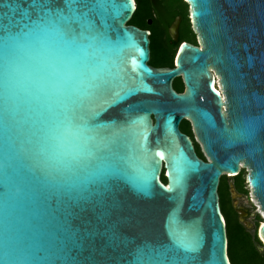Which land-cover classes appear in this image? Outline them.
Segmentation results:
<instances>
[{"label":"water","instance_id":"water-1","mask_svg":"<svg viewBox=\"0 0 264 264\" xmlns=\"http://www.w3.org/2000/svg\"><path fill=\"white\" fill-rule=\"evenodd\" d=\"M185 1L203 49L156 70L134 0H0V264H151L178 244L231 264L220 179L246 171L264 213V0ZM29 63L63 65L70 90L31 96ZM69 142L77 176L53 181Z\"/></svg>","mask_w":264,"mask_h":264},{"label":"flooded vegetation","instance_id":"flooded-vegetation-1","mask_svg":"<svg viewBox=\"0 0 264 264\" xmlns=\"http://www.w3.org/2000/svg\"><path fill=\"white\" fill-rule=\"evenodd\" d=\"M134 2L136 5V12L134 16L140 14L142 17L141 23H145L149 29L129 24L130 22L126 24V26H134L142 31L150 32V60L148 65L151 68L156 70L176 69V61L179 50L181 45L184 43H187L200 50L203 49L199 35L196 33L193 27L190 17V6L185 0H143L144 4L142 6L139 0H134ZM134 16L132 18H134ZM175 23H178L179 27L177 31L171 32L172 26ZM210 72L214 77L213 89L220 94L221 87L219 78L216 75V71L211 67ZM171 84L177 94L185 93L186 87L183 81V75L174 77ZM185 122L186 120L180 124L181 132L192 140L196 154L199 149L202 152L201 146L193 132L191 123V129L189 133H187L184 128V125L186 124ZM231 183H233L237 193L233 198V204L236 211L240 213L241 211L238 210L237 205L239 203L241 204L245 200L246 195L243 192L236 190L233 180L228 182L229 188Z\"/></svg>","mask_w":264,"mask_h":264},{"label":"trees","instance_id":"trees-1","mask_svg":"<svg viewBox=\"0 0 264 264\" xmlns=\"http://www.w3.org/2000/svg\"><path fill=\"white\" fill-rule=\"evenodd\" d=\"M139 2L141 6L144 4L143 0H139ZM141 19L142 17L140 16V14L135 15L134 18L131 19L129 24L143 27L145 29H149V27L146 26L145 23H141ZM185 123L186 124L184 125V128L186 132L189 133L191 129L190 123L187 121ZM197 154L201 159L206 161V158L200 149L197 151ZM161 179L164 183L167 182L164 173L162 174ZM228 179L229 178L226 176L220 179V186L218 189V193L220 196L221 211L224 215L227 226V236L229 242L228 255L231 264H264V246L262 245L261 241L258 238V230L256 231L255 229L254 231L251 230L246 231L245 229L242 228L241 231H238L236 210L232 206L225 204V202L223 203L224 205L221 204V198L225 197V189L223 188L225 183L229 189V185L227 182ZM224 180L225 183H223ZM232 180L234 181L236 190L243 192L245 195H248V190H247L248 184L246 182V177L244 175V172H241L240 175L233 178ZM260 221H261L260 217L257 216L256 222L259 223ZM237 236H240L241 238H237ZM245 237L247 240H245Z\"/></svg>","mask_w":264,"mask_h":264},{"label":"snow or ice","instance_id":"snow-or-ice-1","mask_svg":"<svg viewBox=\"0 0 264 264\" xmlns=\"http://www.w3.org/2000/svg\"><path fill=\"white\" fill-rule=\"evenodd\" d=\"M32 3L34 12L55 7V0H32ZM29 67L31 79L25 80L23 88L31 96L47 100L49 96L57 94L61 89L70 90L63 65L51 68L47 65L29 63ZM181 247H184L183 253H181ZM171 252L172 255L152 256L151 264H188L191 260L189 249L183 245L178 244Z\"/></svg>","mask_w":264,"mask_h":264},{"label":"rangeland","instance_id":"rangeland-1","mask_svg":"<svg viewBox=\"0 0 264 264\" xmlns=\"http://www.w3.org/2000/svg\"><path fill=\"white\" fill-rule=\"evenodd\" d=\"M245 177L247 176V172L243 171ZM224 177V176H223ZM233 178H229L227 180V182L231 181ZM225 183V180L224 182ZM223 188L225 189V197L221 198V204L224 205L223 203L225 202V204L232 206L235 209V206L233 204V197L231 195V190L230 188L228 189L226 183L224 184ZM247 190H248V195H246L245 200L240 204L237 205L238 210H240L241 212V216L239 215V213L237 212V229L238 231H241L242 228L245 229L246 231L251 230L254 231L256 229L259 230V228L261 227L262 222H264L263 219V212L261 211L260 207L258 206L257 202L255 201V199L253 198L250 188L247 185ZM236 210V209H235ZM257 216L260 217V222L257 223L256 222V218ZM242 222H247L249 225V229H247ZM257 227V228H256ZM237 232V231H236ZM243 233V231H242ZM237 238H241L240 236H237ZM244 238V236H243ZM259 238V235H258ZM245 240L246 237H245ZM259 240L261 241L262 245L264 246V242L259 238ZM262 251V249H261Z\"/></svg>","mask_w":264,"mask_h":264},{"label":"clouds","instance_id":"clouds-1","mask_svg":"<svg viewBox=\"0 0 264 264\" xmlns=\"http://www.w3.org/2000/svg\"><path fill=\"white\" fill-rule=\"evenodd\" d=\"M58 154L54 155L48 164L49 174L53 181L74 183L77 176L75 155L70 142L67 146H60Z\"/></svg>","mask_w":264,"mask_h":264},{"label":"bare ground","instance_id":"bare-ground-1","mask_svg":"<svg viewBox=\"0 0 264 264\" xmlns=\"http://www.w3.org/2000/svg\"><path fill=\"white\" fill-rule=\"evenodd\" d=\"M258 204V203H257ZM259 206V205H258ZM263 219H264V214H263ZM263 223V222H262Z\"/></svg>","mask_w":264,"mask_h":264}]
</instances>
